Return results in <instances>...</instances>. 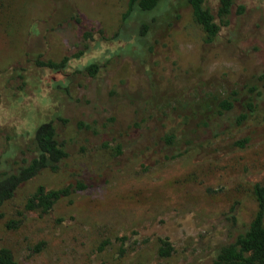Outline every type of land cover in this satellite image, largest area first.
I'll return each instance as SVG.
<instances>
[{
	"label": "rangeland",
	"instance_id": "obj_1",
	"mask_svg": "<svg viewBox=\"0 0 264 264\" xmlns=\"http://www.w3.org/2000/svg\"><path fill=\"white\" fill-rule=\"evenodd\" d=\"M126 5L0 0V178L37 156L42 123L54 124L68 153L0 216V244L19 264H212L255 215L253 185L264 184V0H233L226 18L219 0H205L220 27L211 43L186 0H165L145 17L147 37L136 41L133 16L127 41L115 40ZM65 58L59 71L37 65ZM224 100L231 111L221 110ZM40 186L71 195L49 214L26 211ZM158 238L174 245L170 259L158 257Z\"/></svg>",
	"mask_w": 264,
	"mask_h": 264
},
{
	"label": "trees",
	"instance_id": "obj_2",
	"mask_svg": "<svg viewBox=\"0 0 264 264\" xmlns=\"http://www.w3.org/2000/svg\"><path fill=\"white\" fill-rule=\"evenodd\" d=\"M190 5L194 20L203 29L206 34V42L211 43L218 36L220 27L215 20L211 10L206 7L205 0H186ZM165 0H127L126 11L122 16L121 26L115 40L127 41L123 38L125 28L129 27L133 16L139 20L137 39L147 37L149 25L144 21L145 17L152 15L159 9L161 3ZM218 16L226 18L231 12L233 0H219ZM88 35V34H87ZM68 58L60 63L53 61H37L39 67L47 68L53 71L64 69ZM98 71V65L91 64L86 68L90 76H94ZM222 111H231L233 103L224 100L220 104ZM244 118V116L242 117ZM171 137L167 142L171 143ZM34 144L37 156L28 164L20 167L17 173L4 174L0 178V216L7 204H9L17 193L29 184L32 180L44 173H56L63 162L68 157L65 145L59 142L58 132L53 123L47 122L40 124L35 130ZM243 146L245 142L238 143ZM79 189H84L83 184H78ZM71 188L47 189L40 186L33 191L26 199L25 210L28 212H40L49 214L65 198L70 197ZM253 195L257 203V210L247 229L239 234L233 243L221 246L213 259L212 264H264V184L255 183L253 185ZM236 221L235 216L232 217ZM11 229L14 222H10ZM121 246L118 255L121 258L126 257L128 253L127 243L129 238L120 237ZM157 255L160 259H170L175 253V247L169 238H158ZM110 245V240L103 242L100 250L104 251ZM0 264H19L13 251L0 244Z\"/></svg>",
	"mask_w": 264,
	"mask_h": 264
},
{
	"label": "flooded vegetation",
	"instance_id": "obj_3",
	"mask_svg": "<svg viewBox=\"0 0 264 264\" xmlns=\"http://www.w3.org/2000/svg\"><path fill=\"white\" fill-rule=\"evenodd\" d=\"M38 126H39V125H38ZM38 126H37V127H38ZM35 130H36V129H35Z\"/></svg>",
	"mask_w": 264,
	"mask_h": 264
}]
</instances>
